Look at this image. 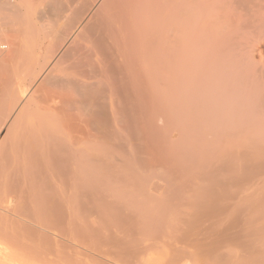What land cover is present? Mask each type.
Segmentation results:
<instances>
[{
  "label": "bare ground",
  "instance_id": "bare-ground-1",
  "mask_svg": "<svg viewBox=\"0 0 264 264\" xmlns=\"http://www.w3.org/2000/svg\"><path fill=\"white\" fill-rule=\"evenodd\" d=\"M91 1L97 6L91 20L82 17L91 5L76 0L56 5L61 10H49L48 4L38 8L36 48L26 61L19 59L21 30L11 19L21 6L0 0V38L3 25L16 27L6 30L8 52L3 51L10 45L0 47L1 90L6 94L0 102L10 112L9 122L17 112L0 141V200L9 194V202L29 206L30 220H61L59 234L68 232L80 245L88 242L84 232L91 229L94 240L105 236L103 245L111 243V250L122 241L114 238L116 232L99 235L106 224L96 230L97 224L87 226L85 220H133L134 227L141 225L139 220H193L186 231L194 226L196 236L183 231L187 235L182 237L193 241L192 255L200 257L199 264H261L255 249L252 253L260 255H250L255 263L245 259L250 242L240 243L236 254L221 250L219 242L237 240V233L226 231L236 228L238 220L247 222L243 212L249 207L264 206V180L257 174L264 170V150H219L218 145L264 141V0ZM75 7H84L83 14ZM67 10L78 12L81 21L66 16ZM61 19L69 26L65 30L58 26ZM72 20L79 22L80 33L67 48L72 23H77ZM26 119L30 137L24 136L29 129L24 127L20 143ZM202 148L210 152L204 159ZM230 182L237 187L225 194L223 186L234 188ZM242 186L246 191L240 195ZM19 194L26 199L18 201ZM224 197L237 198L231 212L233 204L222 202ZM248 200L254 202L248 205ZM2 207L8 212L14 206ZM262 218L255 217L254 232H264ZM209 219L218 224L196 226ZM125 229L127 236L130 229ZM128 246L132 257L143 253L133 255L140 245L133 252L130 244L119 247V255L114 247L123 263L132 261L124 256ZM6 248H0V264H33L30 260L38 255L54 261L35 248L24 255ZM178 249L169 250L172 262L180 257Z\"/></svg>",
  "mask_w": 264,
  "mask_h": 264
},
{
  "label": "rangeland",
  "instance_id": "rangeland-1",
  "mask_svg": "<svg viewBox=\"0 0 264 264\" xmlns=\"http://www.w3.org/2000/svg\"><path fill=\"white\" fill-rule=\"evenodd\" d=\"M14 2H18L17 4L19 5V7L21 6V8L19 9V11H18V14H16V16H17V18H16V16L15 17H11V19H13V20H15V22H17V25H16V23L14 24L13 23V25H16V27L18 26H20V28L17 30V28L15 27V26H12V27H15L16 28V31H19V30H21L20 31V33H19V35L18 36H21V38L19 37V39H20V43L22 44V47H23V54H22V56H21V58H19V59H26V61L27 60H29L31 57V55H30V51L31 50H34V48H36V14L39 12V9L41 10V8L43 9L44 8V6H45V4H48V6H49V10H61V8H62V6L65 4V2H64V0H13ZM32 1V2H31ZM56 1H57V3H56ZM78 3H80L82 0H76ZM84 1V0H83ZM81 2L82 4H85L84 2ZM101 0H97V2H98V5L100 4L101 5V3L104 1V0H102V2H100ZM29 2V3H28ZM75 3V4H78V3ZM93 1H89L88 2V4H90V3H92ZM100 2V3H99ZM61 3H62V6H57L56 7V5H61ZM31 4L33 5V6H31ZM88 4H85V5H88ZM81 5V4H80ZM91 5V4H90ZM22 6H24V8L22 7ZM66 6V5H65ZM75 6H77V5H75ZM79 6V5H78ZM83 6V5H82ZM92 6V7H91ZM91 6H87V9H85L86 8V6H85V10L84 11H82L83 10V8H82V10H81V8H80V10L79 9H77V7H75V10L77 9V11L79 10L80 11V13H81V11L83 12V13H85V12H87V14H85L84 16L82 15V17L84 18V19H90L91 20V18H92V14H93V16H94V14H95V11H96V8H97V6L96 7H94L93 8V5H91ZM64 7V6H63ZM80 7V6H79ZM99 7V6H98ZM39 8V9H38ZM88 8H89V11H88ZM25 9V10H24ZM63 9V8H62ZM23 10V11H22ZM30 10V11H29ZM94 11V13H92L93 11ZM21 12V13H20ZM32 12H33V14H32ZM73 12H75V11H73ZM65 13V15L66 16H69V17H71V18H74V17H76V20H78V21H81V19H77V18H82L81 17V15L80 16H76L75 14L77 13L78 14V12H76V13H71L70 12V10H67V13L66 12H64ZM79 13V14H80ZM83 13H81V14H83ZM91 13V14H90ZM19 14H21L20 16H19ZM30 14V15H29ZM32 14V15H31ZM26 15H27V17H28V19H27V17H26ZM72 15V16H71ZM91 16V17H90ZM20 19H19V18ZM32 18V20H31V18ZM19 19V20H18ZM27 19V20H26ZM84 19H82V20H84ZM94 19H95V17H94ZM28 21V22H27ZM78 21H73L72 20V22H77V23H72V27H71V31H73L74 33H73V36H72V40L69 42V46L67 47V48H71V45H73V44H75V39H77V37H78V35H79V33H80V29L78 28V26H79V22ZM85 21V20H84ZM89 21V20H88ZM94 22V21H93ZM61 23H62V25L63 26H61ZM27 26V27H26ZM40 26V25H39ZM38 26V27H39ZM58 26L62 29V30H65V28L66 27H69L68 26V24L66 23V22H64V20L63 19H61L59 22H58ZM66 26V27H65ZM9 27H10V25H3L2 26V29L4 30L3 32H2V36H1V38H0V42L1 43H3V44H7V45H10L9 47H8V49H6V50H1V51H3V52H8V50L10 49V47H11V41H9V39H8V42L7 41H5L6 40V37H7V32H6V30L7 29H9ZM11 27V28H12ZM23 29H22V28ZM37 27V28H38ZM74 27H75V29L76 30H74ZM77 27V28H76ZM11 28L9 29V30H11ZM25 28V29H24ZM29 28V29H28ZM79 29V31H77ZM8 31V30H7ZM21 32H22V35H21ZM77 32H79V33H77ZM75 34V35H74ZM22 39V40H21ZM72 47H74V46H72ZM70 50V49H69ZM2 52V53H3ZM71 57V56H70ZM70 59H72V57L70 58ZM0 73H1V71H0ZM2 73L0 74V100H2V101H5L6 100V94L5 93H3L4 91H2L3 90V85H2V83H3V77H2ZM2 82V83H1ZM2 89V90H1ZM31 91V90H30ZM33 93V91H31V92H29V94L30 95H28L29 97H31V94ZM28 97V98H29ZM27 98V99H28ZM2 103V104H1ZM5 103V102H4ZM4 103L3 102H0V141L1 140H3V138L5 137V134H6V132H7V129H8V127H9V124L11 125V123L13 122V120H15L16 119V114H17V112L15 113V115L12 117V119H11V121L9 122L8 120H10L9 118H8V116H9V114H8V112H9V110H7L6 108L7 107H5L6 105H4ZM10 113V112H9ZM8 115V116H7ZM11 116V115H10ZM7 117V118H6ZM8 119V120H7ZM29 119V118H28ZM26 121V123H25V126H23V127H21L22 129L20 130V136H19V140H21L20 141V143L23 141V139H22V137H24V136H26V137H28L29 135V130H30V128H31V124H29V122H28V120L26 119L25 120ZM24 124V123H23ZM27 124H29V125H27ZM25 127V128H24ZM30 127V128H29ZM23 128L26 130L27 128H29V129H27V135L25 134V130H24V132H23ZM252 130V129H251ZM250 131V130H249ZM262 131H264L263 129H262ZM25 134L24 136H22L23 134ZM264 133V132H263ZM22 134V135H21ZM25 137V142H27L26 141V138ZM30 137V136H29ZM21 138V139H20ZM28 140V139H27ZM262 140V141H261ZM260 141L259 140H255L254 142H252V141H249V142H247V141H245L244 143H242V141L241 142H238V140L237 141H233V142H225V143H223V142H221V143H219L220 145H218V148H219V150H221V149H225V150H237V149H239L240 150V148H242V149H248V150H250V151H254V150H256V151H260V150H264V141H263V139H261ZM25 142L23 143V145H25ZM217 143V144H218ZM217 146V145H216ZM217 148V149H218ZM241 149V150H242ZM209 153L210 152H204V150H203V148H202V151H201V157H202V159H204V158H206V156H208L209 155ZM262 171H264V170H260L259 171V173H257V174H261V176H260V178L261 179H263L264 180V172H262ZM258 172V171H257ZM263 174V175H262ZM254 175H256V174H254ZM252 176L253 177V180L255 179V176ZM259 175H256V177H258ZM250 179V178H249ZM257 179V178H256ZM250 180H252V179H250ZM233 182V181H232ZM232 182H230L231 184H232ZM249 182V181H248ZM235 183V182H234ZM232 184L231 186H233L234 188H232L231 187V189H229L230 187V185L228 186L229 188L227 189V187L226 186H223L222 188H223V190H225V194L227 193L226 191H232V189H234L235 190V187H237L235 184ZM228 185V184H227ZM235 185V186H234ZM242 185H244V184H242ZM243 187V192L240 194V195H243V193L246 191L245 189H246V186H242ZM237 190H238V188H236ZM239 189H240V187H239ZM242 189V188H241ZM239 191V190H238ZM249 191H250V189H249ZM9 194H7L6 195V197L5 198H3V199H1L0 201H2V203H0V207H2V208H5V206H6V208H7V206H10V208L12 207V206H14V207H12L11 208V211L9 210L8 212H6L4 209H1L0 211L2 212H0L1 214H0V244H2V243H4V244H2V245H7L6 247H4V246H2V245H0L1 247L0 248H2L3 247V249L4 248H6V249H8V247H9V249H10V251H13V252H18V253H20L21 255H24V253H25V251L27 250H30V252L31 251H34V248H35V246H37L36 248H35V251H36V253H38V252H45V253H41V254H44V256H46L48 259H52L53 258V260L54 261H51V262H47L46 260H44L43 258H42V256H39L38 254V256H36L37 257V259H35V261H33L32 262V259L30 260V263H33V264H79V261L81 262L80 264H86L87 262H89L90 260V263L91 264H136V263H138V264H177L178 262V264H199V260H200V257H195L194 255H195V253H193V252H195V250H194V247H193V241L192 240H187L186 241V237H182V235H187V233L188 234H190V235H192L193 234V236L191 237V238H194L195 236H196V232L194 233L193 231H195L194 229H195V227L193 226V227H191L193 230L191 231V232H187L186 230H188L187 229V227H189V226H191V223H192V221L193 220H139V222H138V224L139 223H141V225L139 226L138 224V226H139V228H138V226L137 227H134L136 224L135 223H133L132 221L133 220H113V221H115V222H111L110 220H85V224H86V222H87V226L89 225L88 223H91L90 225L92 226H94L95 224H97V227L96 228H98V229H96V230H100V228L98 227L100 224V226H103L104 224H106V226L104 225L102 228H101V230H100V232L101 233H99V235H103V233H104V235L105 234H108L107 232H110V230H111V233L113 234L114 232H116V233H114L113 235H114V238H116V239H118L119 241H121L120 242V244L119 243H117V244H112V250L110 249V246L107 244V245H103L104 243L106 244V241L105 242H103V240L105 239V236H104V239H101V238H95V240H94V235H92V234H94L92 231H86L85 230V235H86V237H87V239H86V241H88V242H90V243H86L85 242V244L82 242V247H81V245H80V240H77L78 238H75L74 236V239L71 237V238H69L70 236L68 235V232H67V234H64V236H63V234L61 233V234H59L60 233V229H57V225H59V223H60V221L61 220H30L28 217H27V214L29 213V210H30V208H29V206H25V207H23L22 205H20V203L18 204V203H15V202H13V201H10L9 202V200H11V198H9V196H8ZM19 195H21V196H18V201H23V200H25L26 198H25V196L23 195L22 196V194H19ZM229 201V202H231V204H233L232 205V207H231V209L229 210V212H231L232 210H234L235 209V204H236V201H237V198H235V199H233V200H229V199H226L225 197H224V199L222 200V202H225V201ZM249 202H248V205L249 204H252L253 202H254V200L252 201V200H248ZM264 204V203H263ZM2 205V206H1ZM5 211V213H3ZM11 212V213H10ZM13 212H14V214H20V216L23 218V219H25V220H19V219H17V218H13L14 216L13 215H11V217H10V214H13ZM184 212H185V210H184ZM244 214H247V215H243L244 217L246 216V218L245 219H247V222L245 221V220H238L240 223H238L237 222V224H238V226L236 225V228H230V229H228L227 231H226V233H231V234H233V232L234 233H237L238 234V239L237 240H235L233 243H222L220 240H221V238H222V236L221 235H219L218 236V239L216 240V242H219V243H221V250H225V251H231V252H233L234 254H236V253H239V251H240V246H239V244L240 243H246V242H250V245H252V250H250V252H248V253H245V259L247 260H251L252 259V262L254 261L253 259L254 258H250L252 255L251 254H254L253 256H257L258 254H256L255 255V253H252L253 252V249H255V250H257L259 253H261V256H262V258H260V260H261V264H264V232H259V231H257V232H254L253 230V226H254V220H255V217L256 216H262L263 218L262 219H264V206H262V207H257V208H248V209H246L244 212H243ZM5 214V215H4ZM187 217V216H186ZM243 218V217H242ZM249 219V220H248ZM52 221L54 222V224L52 223ZM79 221H81V220H79ZM84 221V220H83ZM98 221V222H97ZM121 221V222H120ZM244 221V223L246 224L247 223V225H246V227H245V224H243L242 222ZM261 221H264V220H260L259 222H261ZM110 222V223H109ZM120 222V223H119ZM124 222H125V224H124ZM126 222H127V224H128V226H127V224H126ZM129 222V223H128ZM130 222H131V224L133 223V224H135L134 226H133V224H132V226H131V224H130ZM198 222V221H197ZM94 223V224H93ZM117 223H119V224H117ZM201 224V226H203L204 227V225L205 226H208V227H210L209 225H206V224H209V223H212V224H210V225H212L213 227H214V225L215 224H218L217 223V220H213V219H209V220H199V222L196 224V226H198V224ZM29 224H30V226H29ZM129 224H130V227L132 228L133 227V229H131V228H128L129 227ZM89 225V226H90ZM112 225V226H111ZM127 226V227H125V228H127V230L128 229H130V232L129 231H127L126 232V234H127V236L129 235L128 233H130V238H132L133 239V241H131L129 244L133 247L134 246V248H132L133 250H132V252L134 251V249H136V247H137V245H140V248H142L141 250H140V248H137L135 251H134V253H133V255L135 254V252H137L138 250L140 251V252H143V253H140L139 255H141L143 258H145V259H141L142 257L140 256V258H139V255H137V254H135V257H132V253H131V247H127L128 248V251H130V255L127 253L128 251L126 250L127 248H125V250L127 251L126 252V255H124V254H121L122 255V257H121V260L122 261H124L126 258H124L123 257V255L125 256V257H127V259L129 260L130 258H128V257H131V259H132V261H128V263H126V261H124L125 263H123V262H121L119 259H120V256L118 257V252H120L121 253V250L119 251V250H117V248H119L120 246H122V244L123 243H126L125 245H123V248L126 246V245H129V244H127V242H129L130 240H132V239H130L129 238V236L127 237L126 235H125V228H124V230L122 229V227L123 226ZM189 225V226H188ZM244 225V226H243ZM61 226V225H60ZM96 226V225H95ZM109 226L111 227V229L109 228ZM211 226V227H212ZM45 228V230H48L47 232H48V234H46L47 232L44 230H42L41 228ZM59 227V226H58ZM66 227V226H65ZM105 227V228H104ZM142 227V229H140ZM200 227V226H199ZM31 228V229H30ZM138 228V229H137ZM123 231H121V230ZM136 229V230H135ZM106 230V231H105ZM113 230H115V231H113ZM141 230H142V233H141ZM41 231V232H40ZM42 231L44 232V234L42 233ZM113 231V232H112ZM135 231V232H134ZM183 231H186L185 233L186 234H183L184 232ZM189 231V230H188ZM99 232V231H98ZM134 232V233H133ZM139 232L141 233V234H139ZM43 234V235H42ZM46 234V235H45ZM56 234V235H55ZM116 234V235H115ZM119 234V235H118ZM137 234V235H136ZM145 234V235H144ZM195 234V235H194ZM45 235V237L47 236L48 237V240H51L50 242L49 241H45L46 239L43 237ZM59 235V236H58ZM88 235V236H87ZM139 235H141V236H139ZM143 235V236H142ZM190 235H188V236H190ZM54 236V237H53ZM60 236H62L61 238H60ZM90 236V237H89ZM91 236H93V239L91 240ZM117 236V237H116ZM120 236V237H119ZM122 236V237H121ZM134 236V237H133ZM139 236V237H138ZM65 237V238H64ZM102 237V236H101ZM120 239H119V238ZM124 237V238H123ZM142 237V238H141ZM42 238H44L43 240H44V242L42 241ZM49 238H51V239H49ZM54 238V239H53ZM103 238V237H102ZM129 240H127V239ZM143 239V240H141V239ZM186 238V239H185ZM57 239V240H56ZM67 239H70V240H67ZM72 239V240H71ZM74 240V241H73ZM76 240L77 241H79V243L78 242H76ZM89 240H91V241H93L92 243H91V241H89ZM96 240L98 241V243L96 242ZM99 240H102L101 242H102V244L101 243H99ZM115 240V239H114ZM118 240H116V242H119ZM127 240V241H126ZM138 240V241H137ZM58 241V242H57ZM71 241V242H70ZM42 242V243H41ZM46 242V243H45ZM94 242H96V243H94ZM115 242V243H116ZM134 242V243H133ZM40 243V244H39ZM46 245H44V244ZM108 243V242H107ZM140 243V244H139ZM143 243V244H142ZM37 244V245H36ZM39 244V245H38ZM41 244H43V245H41ZM90 244V245H89ZM97 245V246H93V245ZM99 244H101V245H99ZM132 244H134V245H132ZM148 244H149V246H148ZM40 245H41V249H40ZM48 245V246H47ZM72 245H74V246H72ZM85 245V246H84ZM89 245V246H88ZM91 245H92V247H91ZM115 245H120L119 247H116ZM142 245V246H141ZM147 245L148 247L146 248L145 246ZM151 245V246H150ZM71 246V247H70ZM79 247V248H77V247ZM261 246H263V247H261ZM45 247V248H44ZM114 247H115V250H117L116 251V253L118 254V255H116V253H114V252H112L113 251V249H114ZM139 247V246H138ZM47 248V249H46ZM74 248H77V249H75V252H73L72 251V249L74 250ZM92 248V249H91ZM95 248V249H94ZM108 248V249H107ZM121 248V247H120ZM119 248V249H120ZM123 248H121V249H123ZM145 248V249H144ZM175 248H181L180 249V251H181V253H183L182 251H185V250H183V249H187L186 251H187V253L185 254V253H183L184 255H181V253L179 252V259L178 258H176V261L174 260L173 262L171 261V256L173 257V255L174 254H172L173 252H171V251H173L172 249H175ZM40 251H39V250ZM99 249H101V251L99 250ZM84 250V251H83ZM88 250V251H87ZM96 250V251H95ZM105 250V251H104ZM110 250V251H109ZM145 250H146V253H147V250H148V253L146 254L145 253ZM169 250H171V251H169ZM179 250V249H178ZM194 250V251H193ZM9 251V250H8ZM9 251V252H10ZM76 251H77V253H76ZM80 251H83L82 253L80 252ZM123 251V250H122ZM169 251V252H168ZM193 251V252H192ZM66 252V253H65ZM80 252V253H79ZM124 253H125V251H123ZM166 252V253H165ZM67 254V255H66ZM72 254V256L70 257L69 255H71ZM86 254V255H85ZM167 254H168V256H167ZM171 254V255H170ZM192 254H194V255H192ZM74 255V256H73ZM102 255V256H101ZM144 255H146V256H144ZM251 255V256H250ZM93 258H92V257ZM136 256H137V258L140 260H137L136 259ZM181 256H183V259L181 260ZM249 256V257H248ZM252 256V257H253ZM260 257V255H258V258ZM68 258H70L71 259V261L68 259ZM96 259V261H95V259ZM250 258V259H249ZM178 259V260H177ZM199 259V260H198ZM75 260H78V262H76ZM84 260V261H83ZM136 260V261H135ZM144 262H143V261ZM184 260V261H183ZM82 261H83V263H82ZM133 261H135V262H133ZM182 261V262H181ZM186 261V262H185ZM190 261V262H189ZM196 263H195V262ZM201 261V260H200ZM47 262V263H46ZM100 262V263H99ZM103 262V263H102ZM105 262H107V263H105ZM121 262V263H120ZM130 262V263H129ZM142 262V263H141ZM167 262V263H166ZM250 261H248V263L247 264H251V263H249ZM257 262V261H256ZM90 263H87V264H90ZM254 263H255V261H254ZM253 264V263H252ZM256 264V263H255ZM257 264H260V262H258Z\"/></svg>",
  "mask_w": 264,
  "mask_h": 264
},
{
  "label": "built area",
  "instance_id": "built-area-1",
  "mask_svg": "<svg viewBox=\"0 0 264 264\" xmlns=\"http://www.w3.org/2000/svg\"><path fill=\"white\" fill-rule=\"evenodd\" d=\"M0 47L4 48V47H6V44H3V43L0 42Z\"/></svg>",
  "mask_w": 264,
  "mask_h": 264
}]
</instances>
